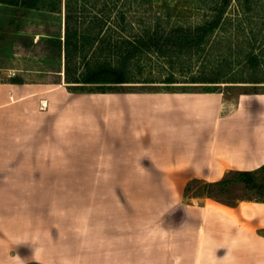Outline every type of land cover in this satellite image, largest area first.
Masks as SVG:
<instances>
[{
  "label": "crops",
  "instance_id": "obj_1",
  "mask_svg": "<svg viewBox=\"0 0 264 264\" xmlns=\"http://www.w3.org/2000/svg\"><path fill=\"white\" fill-rule=\"evenodd\" d=\"M90 98L0 82V190L26 206L0 217V264H264V200L183 192L264 165V92H128L85 108ZM73 191H99L82 194L98 198L100 222L81 243L54 226Z\"/></svg>",
  "mask_w": 264,
  "mask_h": 264
},
{
  "label": "rangeland",
  "instance_id": "obj_2",
  "mask_svg": "<svg viewBox=\"0 0 264 264\" xmlns=\"http://www.w3.org/2000/svg\"><path fill=\"white\" fill-rule=\"evenodd\" d=\"M19 1L0 0V82L17 79L56 84L55 81L60 80V83L67 86L64 81L63 51L60 55L52 48L49 52H42L43 45L39 43L42 39L54 40L56 36L63 41L66 4L72 9L74 18L85 21L78 27V34L84 35L86 42L94 41V45L105 38L109 28L117 30L128 25L116 20L115 13L120 9L128 11L133 17L131 20L134 27H139L144 24V20H140L141 15L145 16V20L146 17L155 18L159 15L164 24L167 22L169 25L179 23L189 26L196 25L204 17L225 7L222 20L211 37L216 50L208 56L201 52L193 60L179 65L178 70L174 71L178 81L176 84L167 87L161 82L168 70H160L161 62L155 60L150 66L153 67V72L147 70L138 76L153 82L124 86L122 91H89L93 86L71 90L91 95L92 98L83 100L85 108L94 101L113 104L114 94L128 92L218 91L227 98H233L240 93L264 92V0H39L34 8L20 7ZM104 8L107 9L105 11L110 10L112 17L100 29L95 26L99 23L98 20L96 23H91L90 20L92 15L101 17V10ZM250 53L257 54L258 65L253 66L248 62ZM90 55L88 53L84 59L77 58V63L70 67L71 75L81 72L82 62ZM58 69L60 75L53 71ZM209 78L228 82H196L208 81ZM96 114L97 110L91 109L89 117ZM110 118L113 119V115L107 116L108 123ZM81 122L84 123V120ZM251 176L255 186L247 184L244 178L230 172L224 177L225 182L218 185L196 179L189 180L183 192L188 197L210 196L226 203H235L242 199L264 200V169L256 170ZM9 192L10 198L4 201V192L0 190V217L6 216L8 211L12 219L22 217L26 208L23 197L19 191ZM73 192L76 194L73 203L60 202L59 215L54 226H58L60 237L63 238L68 235L73 237L70 234L74 230L76 242L81 243L84 241L82 235L86 227L90 228L87 230H90L92 236H97L100 222L97 212L98 198H90V203L87 204V201L84 203L82 194L92 195L99 191Z\"/></svg>",
  "mask_w": 264,
  "mask_h": 264
},
{
  "label": "trees",
  "instance_id": "obj_3",
  "mask_svg": "<svg viewBox=\"0 0 264 264\" xmlns=\"http://www.w3.org/2000/svg\"><path fill=\"white\" fill-rule=\"evenodd\" d=\"M38 2L39 0H20L18 5L24 8H34ZM223 8L225 7L204 17L196 25L189 26L179 23L169 25L167 22L164 24L159 15L155 18L146 17V20L145 16L141 15L140 20H144V24L139 27H134L131 20L133 17L128 14V11L120 9L115 13L117 14L116 20L128 25L117 30L109 28L105 38L101 39L99 44L94 45V41L86 42L84 35L78 34V27L85 21H80L77 17L74 18L72 9L66 4L63 41L56 36L53 38L54 40L42 39L39 40V43L43 45L42 52H49V49L52 48L60 55V52L63 51L64 81L70 90L93 86L94 88L89 91L92 89L99 92L122 91L124 86L153 82L138 76L146 73L147 70L153 72L151 71L153 67L150 66L154 64L155 60L161 62L160 70H164V68L168 70L161 81L168 87L178 82L175 79L174 71L178 70L179 65L193 60L201 52H205L208 56L216 50L211 37L222 20ZM105 10L107 9L101 10V17H97L99 16L97 14L91 16V23L99 21L95 25L97 28L101 29L104 22L109 21V18L112 17L110 10ZM106 37L107 40H104ZM88 53L91 55L82 62L81 72L71 75V65L76 64L79 57L84 59ZM250 55L248 62L253 66L258 65L257 54L250 53ZM53 71L60 75L58 74L60 69ZM196 79H201V77H196ZM211 79L196 82H228ZM10 81L23 82L17 79H10ZM55 82L60 83V80ZM258 169H264V165ZM255 171H233V173L244 178L247 184L255 186L251 176ZM223 182H225V178L210 184L218 185Z\"/></svg>",
  "mask_w": 264,
  "mask_h": 264
}]
</instances>
